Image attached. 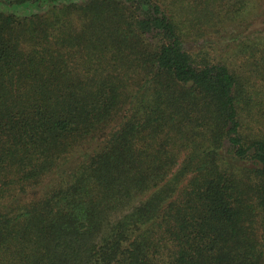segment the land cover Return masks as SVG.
Listing matches in <instances>:
<instances>
[{"label": "trees", "instance_id": "1", "mask_svg": "<svg viewBox=\"0 0 264 264\" xmlns=\"http://www.w3.org/2000/svg\"><path fill=\"white\" fill-rule=\"evenodd\" d=\"M0 264H264V0H0Z\"/></svg>", "mask_w": 264, "mask_h": 264}]
</instances>
